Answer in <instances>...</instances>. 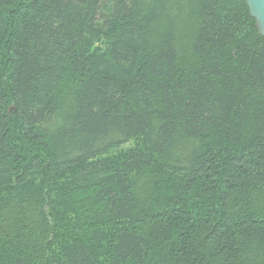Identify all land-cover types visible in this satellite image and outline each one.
<instances>
[{"label": "trees", "instance_id": "1", "mask_svg": "<svg viewBox=\"0 0 264 264\" xmlns=\"http://www.w3.org/2000/svg\"><path fill=\"white\" fill-rule=\"evenodd\" d=\"M0 264H264L246 0H0Z\"/></svg>", "mask_w": 264, "mask_h": 264}, {"label": "water", "instance_id": "2", "mask_svg": "<svg viewBox=\"0 0 264 264\" xmlns=\"http://www.w3.org/2000/svg\"><path fill=\"white\" fill-rule=\"evenodd\" d=\"M246 5L256 22V29L264 36V0H246Z\"/></svg>", "mask_w": 264, "mask_h": 264}]
</instances>
